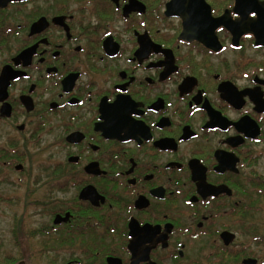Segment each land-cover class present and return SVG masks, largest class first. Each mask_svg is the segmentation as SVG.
<instances>
[{"label":"flooded vegetation","instance_id":"1","mask_svg":"<svg viewBox=\"0 0 264 264\" xmlns=\"http://www.w3.org/2000/svg\"><path fill=\"white\" fill-rule=\"evenodd\" d=\"M171 1L0 0V264H264V0Z\"/></svg>","mask_w":264,"mask_h":264},{"label":"rangeland","instance_id":"2","mask_svg":"<svg viewBox=\"0 0 264 264\" xmlns=\"http://www.w3.org/2000/svg\"><path fill=\"white\" fill-rule=\"evenodd\" d=\"M53 138H58V136ZM53 151L54 152H53L52 161H47L48 153L46 152L33 153L35 156L33 160H36L37 163H53V162L56 163L58 161L59 162L62 161L63 158L62 152L56 149H54ZM262 151L264 152V145L262 146ZM261 172H264V156L261 164ZM37 174L44 176L46 175V173L41 172L40 169L37 170ZM15 192L19 193L20 191L12 188L4 192L0 191V194L5 195L9 199L7 202H3V203L0 201V241H3V245H4L2 248H0V257L1 254H3L6 257L8 256L18 257L20 253L18 252V249L15 248L13 241L18 238L20 240H33L34 238L30 237L32 233L31 231L35 228H38L43 225H47L49 223V214L45 213V210L42 213H38L37 215L29 214V210L27 211V213H24V211L21 210L20 205L14 203L13 201ZM60 196L61 195L59 194L57 197ZM46 203H48V200H46ZM261 205H262L261 207L262 212L260 213V215H258V217L260 219L262 230L264 231V200H262ZM259 219H256V221H259ZM34 237L40 239L39 236L35 235ZM246 242H248V236H246ZM26 244L28 246L27 250L29 251L30 246L28 245L29 244L28 241ZM257 255H259V253H257ZM260 256L262 258V261H264L263 244L260 251Z\"/></svg>","mask_w":264,"mask_h":264},{"label":"water","instance_id":"3","mask_svg":"<svg viewBox=\"0 0 264 264\" xmlns=\"http://www.w3.org/2000/svg\"><path fill=\"white\" fill-rule=\"evenodd\" d=\"M127 8H125V11H126ZM178 8L176 7V0H172L167 6H166V12H165V16L167 17H173V16H181L183 19H188L186 17V15L182 12H176L175 10H177ZM138 10H141V9H138ZM128 12V10H127ZM208 16V12L206 14ZM209 16H210V13H209ZM210 19L211 16H210ZM217 19H224V17H221V18H217ZM222 23V21H220ZM56 222V221H55ZM245 264H255L254 261L252 260H246L245 261Z\"/></svg>","mask_w":264,"mask_h":264}]
</instances>
